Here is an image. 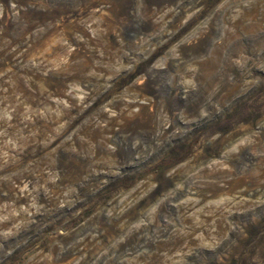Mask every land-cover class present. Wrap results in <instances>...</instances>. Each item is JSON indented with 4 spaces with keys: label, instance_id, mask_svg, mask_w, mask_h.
I'll return each instance as SVG.
<instances>
[{
    "label": "rangeland",
    "instance_id": "rangeland-1",
    "mask_svg": "<svg viewBox=\"0 0 264 264\" xmlns=\"http://www.w3.org/2000/svg\"><path fill=\"white\" fill-rule=\"evenodd\" d=\"M0 264H264V0H0Z\"/></svg>",
    "mask_w": 264,
    "mask_h": 264
}]
</instances>
